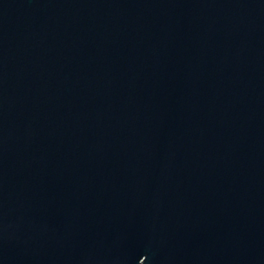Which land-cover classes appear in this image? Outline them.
Wrapping results in <instances>:
<instances>
[{
    "label": "water",
    "instance_id": "water-1",
    "mask_svg": "<svg viewBox=\"0 0 264 264\" xmlns=\"http://www.w3.org/2000/svg\"><path fill=\"white\" fill-rule=\"evenodd\" d=\"M0 264H264V0H0Z\"/></svg>",
    "mask_w": 264,
    "mask_h": 264
}]
</instances>
